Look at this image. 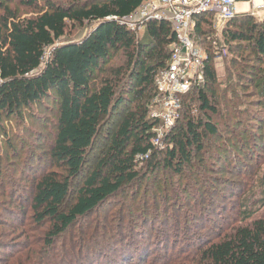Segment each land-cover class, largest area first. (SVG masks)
I'll return each mask as SVG.
<instances>
[{
	"label": "trees",
	"instance_id": "1",
	"mask_svg": "<svg viewBox=\"0 0 264 264\" xmlns=\"http://www.w3.org/2000/svg\"><path fill=\"white\" fill-rule=\"evenodd\" d=\"M144 1L0 0V130L4 121L21 120L23 113L43 109L46 101L57 107L53 140L42 154L45 166L30 179L28 201L29 217L46 226L45 243L52 247L55 241L73 234L80 222L106 212L116 198L125 199L117 211L96 219L92 228L80 230L82 236L68 242L66 250L73 257L87 249L97 254L101 246L118 243L115 246H124L116 252L111 246L109 252L122 264L147 259L152 244L145 234L135 235L140 243L132 241V236L123 240L127 222L151 215L138 208L146 203H139L136 192L137 158L149 155L150 173L165 168L182 175L183 169L193 165L195 155L205 151L207 139L221 141L217 148L225 150L224 131L243 125L232 115L249 112L240 110V97L215 74L208 42L214 33L213 15L204 14L198 17L196 29L201 46L209 51L204 82L181 96L179 118L166 132V149L153 147L159 123L149 118V106L156 94L154 78L170 57L173 35L165 23L150 22L141 35L120 24ZM13 4L33 11V15L21 17ZM70 27L90 29L76 42L57 45ZM224 37L232 53L245 51L258 62L264 59V19L256 22L250 15L237 16L227 23ZM119 53L118 63L102 67ZM244 74L237 76L245 81ZM260 80L264 83V78ZM240 85L247 87L246 83ZM122 106L126 111L116 126L110 124L104 148L93 167L86 170L103 124ZM259 108L264 111V104ZM258 113L248 117L255 121L246 122L249 128L264 123ZM229 120L234 124L229 125ZM204 195L206 212L214 211L218 207L216 192L209 190ZM255 196L240 197L238 225L228 234L199 246L190 259L177 264H264V214L257 215V209L264 207V173ZM154 204L157 210L159 204ZM90 236L85 245L84 238ZM101 259L102 255L93 254L78 259V264H109L108 258ZM62 262L67 264L64 259Z\"/></svg>",
	"mask_w": 264,
	"mask_h": 264
},
{
	"label": "rangeland",
	"instance_id": "2",
	"mask_svg": "<svg viewBox=\"0 0 264 264\" xmlns=\"http://www.w3.org/2000/svg\"><path fill=\"white\" fill-rule=\"evenodd\" d=\"M49 1L58 2L59 0ZM11 7L15 8L21 17L33 15V11L20 8L16 4ZM254 19L259 22L264 18L254 17ZM226 26L227 24L224 30ZM89 29L88 27H70L57 45L76 42L83 38ZM224 30L221 41H218L221 56L213 59L215 74L218 80L226 82L230 90L240 97L239 100L242 103L239 105L240 110L246 109L249 112L232 115L233 119L238 118V122L243 125L242 127L231 126L224 131L225 140L228 143L225 150L220 149V151L217 148V145H221V141H216L215 138L207 139L205 151L195 155L193 165L183 169L182 175H176L165 168H159L154 173H150L147 159L137 160L139 177L136 192L139 194V203L144 201L146 203L141 204L144 208L139 206L138 208L144 212H150L151 215L127 222L123 240L133 237L132 241L140 243V238L135 235H146L152 248L147 259L144 257L146 261H140V264H177L183 259H190L199 246L207 242H215L218 236L228 234L238 225L239 207L237 205H239L240 197L244 194H255V197L259 195L260 178L264 173V123L256 128H249L250 125L248 126L246 122L255 124V121H248L252 112H259L264 122V111L259 108L260 104H264V83L260 80L264 78V59L258 62L245 51L232 53L226 44ZM142 33L143 31L139 35ZM120 59L119 53L110 63L102 67L113 66ZM235 63H238V66ZM241 72L245 73L247 80L244 81L237 76ZM241 82L246 83L247 87H242ZM250 98L255 101H250ZM125 111L126 108L122 106L109 123L103 124L101 134L94 146L95 151L89 159L91 163L85 166L86 170L93 167L104 148L110 124L116 126L118 118H121ZM56 112V105L46 101L43 109L25 112L21 120L11 118L2 124L3 130H0V264H63V259L67 264L68 262L71 264V260H74L72 264H78V259L90 257L93 254L102 255L101 260L108 258L109 264L117 262L122 264L115 253L109 252V247L112 246V251L116 252L124 244L115 246L118 243H110L107 246H101L97 254L87 249L76 257L70 255L66 249L68 242L78 236L81 237L79 232L88 230L96 219H105L117 211L123 201L125 202L124 198H116L106 212H98L84 221L85 223L80 222L73 234L59 242L55 241L52 247H48L45 243L46 226L37 224L29 217L30 179L35 172L42 170L45 166L42 154L53 140ZM223 122L224 118H221V124ZM232 123L233 121L229 120V125ZM161 147L158 149L155 146L156 150L164 151L167 143H162ZM209 190L216 192L215 199L218 200V207L207 213L203 199L204 192ZM73 198L70 196L68 201L72 202ZM153 203L159 204L157 210L154 209L155 204L152 206ZM123 210L126 214L127 210ZM263 214L264 207H259L257 215ZM160 233L161 237H159ZM183 238L186 240L184 241ZM90 240L91 236L84 238L85 245ZM84 252L87 256L83 257ZM110 258L114 259L110 261Z\"/></svg>",
	"mask_w": 264,
	"mask_h": 264
},
{
	"label": "built area",
	"instance_id": "3",
	"mask_svg": "<svg viewBox=\"0 0 264 264\" xmlns=\"http://www.w3.org/2000/svg\"><path fill=\"white\" fill-rule=\"evenodd\" d=\"M204 14L213 15L214 33L208 42L210 53L214 58L220 57L218 41L222 39L225 25L242 15L264 18V0H145L133 14L120 20L135 35L144 31L150 22L167 24L173 35L170 57L154 78L156 94L149 106V118L159 123L154 129V148H162L166 132L178 120L181 96L204 82L209 51L201 46L202 39L196 33L198 17ZM148 157L147 154L137 160Z\"/></svg>",
	"mask_w": 264,
	"mask_h": 264
}]
</instances>
